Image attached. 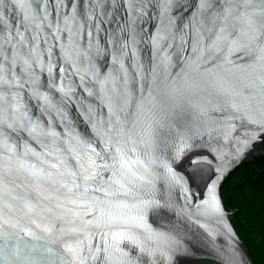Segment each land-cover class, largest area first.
<instances>
[{
  "label": "water",
  "instance_id": "water-1",
  "mask_svg": "<svg viewBox=\"0 0 264 264\" xmlns=\"http://www.w3.org/2000/svg\"><path fill=\"white\" fill-rule=\"evenodd\" d=\"M263 147L264 0H0V264H254Z\"/></svg>",
  "mask_w": 264,
  "mask_h": 264
},
{
  "label": "trees",
  "instance_id": "trees-1",
  "mask_svg": "<svg viewBox=\"0 0 264 264\" xmlns=\"http://www.w3.org/2000/svg\"><path fill=\"white\" fill-rule=\"evenodd\" d=\"M220 193L253 263L264 264V147L229 173Z\"/></svg>",
  "mask_w": 264,
  "mask_h": 264
}]
</instances>
